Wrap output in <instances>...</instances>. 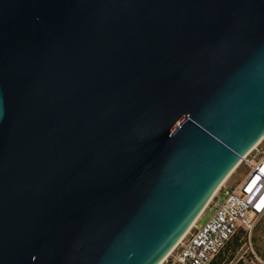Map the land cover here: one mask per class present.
Instances as JSON below:
<instances>
[{"label": "water", "instance_id": "1", "mask_svg": "<svg viewBox=\"0 0 264 264\" xmlns=\"http://www.w3.org/2000/svg\"><path fill=\"white\" fill-rule=\"evenodd\" d=\"M264 138V0H0V264H160Z\"/></svg>", "mask_w": 264, "mask_h": 264}, {"label": "built area", "instance_id": "2", "mask_svg": "<svg viewBox=\"0 0 264 264\" xmlns=\"http://www.w3.org/2000/svg\"><path fill=\"white\" fill-rule=\"evenodd\" d=\"M246 167L236 186L220 185L202 215L160 264H211L228 245V256L251 254L253 264H264L253 244V234L264 218V138L245 156L238 167ZM211 212L206 223L203 216ZM232 261L229 262L231 264ZM244 263V262H243Z\"/></svg>", "mask_w": 264, "mask_h": 264}, {"label": "rangeland", "instance_id": "3", "mask_svg": "<svg viewBox=\"0 0 264 264\" xmlns=\"http://www.w3.org/2000/svg\"><path fill=\"white\" fill-rule=\"evenodd\" d=\"M246 167L244 165H240L238 168H236L235 172L232 174V176H230V178L226 181V185L228 187H233L236 186L238 183H240L245 175H246ZM211 212H207L202 220H201V224L206 223V221L208 220V218L210 217ZM253 244L256 248V252L258 253L259 256H262L264 258V219L258 224L256 231L253 234ZM246 251V249L244 248V250L234 256V258L231 260L232 263L234 264L235 262L239 261L241 256L243 255V252ZM244 264H253L251 261V254L247 253L243 258H242Z\"/></svg>", "mask_w": 264, "mask_h": 264}, {"label": "trees", "instance_id": "4", "mask_svg": "<svg viewBox=\"0 0 264 264\" xmlns=\"http://www.w3.org/2000/svg\"><path fill=\"white\" fill-rule=\"evenodd\" d=\"M228 250H229V245L215 257V259L211 262V264H229V262L233 259V256L232 255L228 256ZM238 264H244V263L240 261Z\"/></svg>", "mask_w": 264, "mask_h": 264}, {"label": "bare ground", "instance_id": "5", "mask_svg": "<svg viewBox=\"0 0 264 264\" xmlns=\"http://www.w3.org/2000/svg\"><path fill=\"white\" fill-rule=\"evenodd\" d=\"M237 168H238V167H237ZM235 170H236V169H234V170L230 173V175L225 179L224 182H226V181L230 178V176H232V174L235 172ZM224 182H223V183H224ZM223 183H222V184H223ZM217 190H218V189H217ZM217 190H216V191H217ZM214 194H215V193H214ZM212 197H213V196H212ZM211 199H212V198H211ZM211 199H210V201H211ZM210 201H209V202H210ZM209 202H208V204H209ZM208 204H207V205H208ZM207 205H206V207H207ZM206 207H205V209H206ZM205 209H204V210H205ZM204 210H203V211H204ZM203 211H202V213H203ZM202 213L197 217V219L202 215ZM197 219H196V220H197ZM196 220H195V221H196ZM195 221H194V222H195ZM194 222H193V223H194ZM192 225H193V224H192ZM164 259H165V258H164ZM164 259H163V260H164Z\"/></svg>", "mask_w": 264, "mask_h": 264}]
</instances>
